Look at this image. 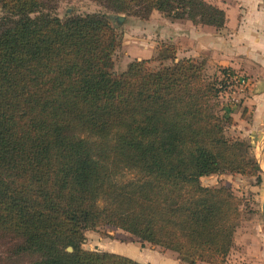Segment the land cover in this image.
<instances>
[{"label":"trees","instance_id":"obj_1","mask_svg":"<svg viewBox=\"0 0 264 264\" xmlns=\"http://www.w3.org/2000/svg\"><path fill=\"white\" fill-rule=\"evenodd\" d=\"M107 12L63 19L44 0H0V230L38 254L32 264H144L84 250L87 230L111 226L187 264H224L240 217L224 172L260 179L252 145L225 135L214 112L221 80L205 61L164 45L113 70L117 14L224 27L203 0H95ZM72 251L67 252L66 248Z\"/></svg>","mask_w":264,"mask_h":264},{"label":"rangeland","instance_id":"obj_2","mask_svg":"<svg viewBox=\"0 0 264 264\" xmlns=\"http://www.w3.org/2000/svg\"><path fill=\"white\" fill-rule=\"evenodd\" d=\"M41 11L52 13L61 19L71 15L107 12L95 0H44ZM1 14L0 10V16ZM119 15L123 16V20L117 24L116 16ZM116 16L114 24L122 33L121 44L112 56L113 70L116 73L125 71L133 60L149 59V66L153 69L172 63L170 60L161 62L155 58L164 51V45H169L167 32L172 23L179 20L164 17L158 12H153L145 20L124 14ZM194 60L204 62L206 59L204 56H198ZM204 75L207 80H221L218 87L223 90L219 94L214 112L222 116L224 113L228 114L231 124L225 126V135L232 139H240L235 134V130L231 128L233 118L230 114L233 113L232 108L239 104L237 93L244 83L240 85L238 82L244 77L218 65L205 66ZM246 142L250 143L249 140ZM250 153L258 161L253 146ZM200 182L208 187L225 186L238 197L240 202V217L237 222L234 244L224 264H264L263 173L261 172L260 179H257L250 175L224 172L204 176ZM84 236L81 244L84 250L114 252L144 264H187L172 251L143 243L131 234L111 226H100L94 230H87ZM38 257V254L26 249L21 237L0 230V264H32Z\"/></svg>","mask_w":264,"mask_h":264},{"label":"crops","instance_id":"obj_3","mask_svg":"<svg viewBox=\"0 0 264 264\" xmlns=\"http://www.w3.org/2000/svg\"><path fill=\"white\" fill-rule=\"evenodd\" d=\"M203 1L224 12V27L179 20L172 23L167 41L180 59L204 56L206 67L218 65L244 77L231 128L249 140L264 175V0Z\"/></svg>","mask_w":264,"mask_h":264},{"label":"water","instance_id":"obj_4","mask_svg":"<svg viewBox=\"0 0 264 264\" xmlns=\"http://www.w3.org/2000/svg\"><path fill=\"white\" fill-rule=\"evenodd\" d=\"M122 20H123V16H116V22H117V24H119L120 22H122ZM263 222H264V217H263ZM66 251H68V252H71L72 251V248L71 247H67L66 248Z\"/></svg>","mask_w":264,"mask_h":264},{"label":"built area","instance_id":"obj_5","mask_svg":"<svg viewBox=\"0 0 264 264\" xmlns=\"http://www.w3.org/2000/svg\"><path fill=\"white\" fill-rule=\"evenodd\" d=\"M238 83L241 85V84H243L244 82H243V80H241V81H240V82H238Z\"/></svg>","mask_w":264,"mask_h":264}]
</instances>
